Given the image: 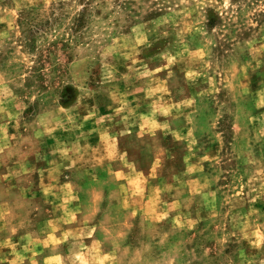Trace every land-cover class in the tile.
<instances>
[{
  "label": "rangeland",
  "instance_id": "rangeland-1",
  "mask_svg": "<svg viewBox=\"0 0 264 264\" xmlns=\"http://www.w3.org/2000/svg\"><path fill=\"white\" fill-rule=\"evenodd\" d=\"M3 249L264 264V0H0Z\"/></svg>",
  "mask_w": 264,
  "mask_h": 264
},
{
  "label": "crops",
  "instance_id": "crops-1",
  "mask_svg": "<svg viewBox=\"0 0 264 264\" xmlns=\"http://www.w3.org/2000/svg\"><path fill=\"white\" fill-rule=\"evenodd\" d=\"M46 233H49V235L48 236H55L54 234H56L57 232H56V230H50L49 232H46ZM10 239H8L6 242H5V249H12L13 250V246H16V247H19V252H22V250H21V241H22V239H19V243L17 244V243H15V242H13V243H10V241H9ZM39 240H41V239H39ZM10 244H12V245H10ZM4 247V246H3ZM1 253L2 254H0V263L2 262L3 264L4 263H7V264H16V263H19V264H22V263H24V257L22 256V258L20 259V256L19 257H16L15 255H13V253L12 252H9L8 250H1ZM23 253V252H22ZM12 256H15V257H12ZM50 259H52L53 257L51 256V257H49Z\"/></svg>",
  "mask_w": 264,
  "mask_h": 264
}]
</instances>
